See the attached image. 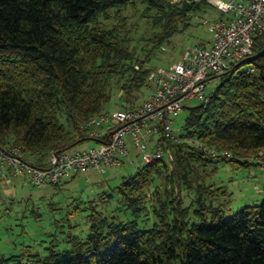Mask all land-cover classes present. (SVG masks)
I'll return each instance as SVG.
<instances>
[{"label":"trees","instance_id":"trees-1","mask_svg":"<svg viewBox=\"0 0 264 264\" xmlns=\"http://www.w3.org/2000/svg\"><path fill=\"white\" fill-rule=\"evenodd\" d=\"M209 7L205 0H0V146L45 156L91 139L81 125L104 111L113 88L125 106L137 105L156 71L148 63ZM128 8L154 29L140 49ZM217 78L207 102L187 107L185 132L172 129L174 140H165L172 165L135 163L115 187L124 210L154 214L150 227L94 211L85 239L69 234V249L15 264H264V199L226 216L205 198L225 192L206 184L210 163L263 164L248 156L264 149V33L247 59ZM175 182L195 191L200 221L189 219Z\"/></svg>","mask_w":264,"mask_h":264},{"label":"rangeland","instance_id":"rangeland-1","mask_svg":"<svg viewBox=\"0 0 264 264\" xmlns=\"http://www.w3.org/2000/svg\"><path fill=\"white\" fill-rule=\"evenodd\" d=\"M208 4L210 7L206 8L205 13L195 14L187 30L176 33L169 44L165 43L160 47L158 54L148 63L150 67H155L156 70L166 67L177 61L186 47L212 40L209 22L223 14L213 4ZM124 14L127 16V26L132 31L133 45L140 49L146 45V39L151 37L154 29L141 16L140 10L128 8L124 10ZM109 20L115 21L113 13ZM153 72L152 70L151 73ZM218 81L217 77L211 79L208 89H212ZM148 92L145 85L133 103L140 104ZM120 97L121 90L114 87L104 112L123 108L125 103ZM197 104V100H188L172 116L171 127L175 134L185 132L183 122L188 112L187 107ZM62 121L65 122V119L62 118ZM96 145L94 140L88 139L76 148ZM129 150V160L125 159L121 166L106 168L104 172L97 169L83 170L63 180L60 186L46 184L34 187L21 178H13L11 181L0 177V264H15L21 257L22 260L35 258L34 254L43 257L50 249H69V234L85 239L89 232L90 216L94 211L117 220L137 219L141 227H150L155 221L154 214L149 212L135 216L124 210L116 192L115 187L123 177L135 171L134 164H140L139 155L130 144ZM170 153L172 155L171 150ZM250 158L263 164L245 166L239 162L218 161L208 166L211 175L206 184H214L216 188L222 186L225 192L217 190L212 195H206V202L221 205L226 216H231L245 205L259 204L264 199V149L257 155L248 156ZM131 159L134 164L129 163ZM166 161L172 165L168 156ZM173 187L177 197H182L183 205L190 206L189 219L200 221V217L193 212L197 205L191 204L196 198L195 191L188 188L181 190L177 182ZM161 188L163 189L162 185Z\"/></svg>","mask_w":264,"mask_h":264},{"label":"built area","instance_id":"built-area-1","mask_svg":"<svg viewBox=\"0 0 264 264\" xmlns=\"http://www.w3.org/2000/svg\"><path fill=\"white\" fill-rule=\"evenodd\" d=\"M205 1L224 15L209 22L212 40L186 47L177 61L150 73L149 92L140 104L103 111L83 122L81 129L96 146L51 151L45 156L27 154L20 146H0V177H20L34 187L54 185L83 170L104 172L121 166L129 160V144L138 152L140 164L167 160V156L171 160L165 140L175 138L172 116L188 100L207 102L208 82L247 59L255 39L264 33V0Z\"/></svg>","mask_w":264,"mask_h":264},{"label":"crops","instance_id":"crops-1","mask_svg":"<svg viewBox=\"0 0 264 264\" xmlns=\"http://www.w3.org/2000/svg\"><path fill=\"white\" fill-rule=\"evenodd\" d=\"M220 18V16L219 17H216V18H214V19H219ZM223 18H224V16H223ZM76 148V147H75ZM13 178H20V177H9V179H11V181L13 180ZM10 181V182H11ZM25 182V181H24Z\"/></svg>","mask_w":264,"mask_h":264}]
</instances>
